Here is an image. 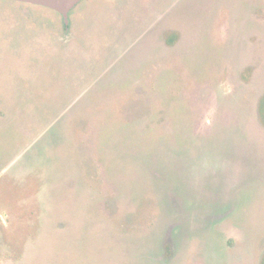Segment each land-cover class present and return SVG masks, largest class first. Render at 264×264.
<instances>
[{
  "label": "rangeland",
  "instance_id": "rangeland-1",
  "mask_svg": "<svg viewBox=\"0 0 264 264\" xmlns=\"http://www.w3.org/2000/svg\"><path fill=\"white\" fill-rule=\"evenodd\" d=\"M264 0H0V264H260Z\"/></svg>",
  "mask_w": 264,
  "mask_h": 264
},
{
  "label": "water",
  "instance_id": "water-1",
  "mask_svg": "<svg viewBox=\"0 0 264 264\" xmlns=\"http://www.w3.org/2000/svg\"><path fill=\"white\" fill-rule=\"evenodd\" d=\"M13 1L43 6L51 10H54L63 17L64 23L65 25H67V18L69 12L81 0H13Z\"/></svg>",
  "mask_w": 264,
  "mask_h": 264
},
{
  "label": "trees",
  "instance_id": "trees-1",
  "mask_svg": "<svg viewBox=\"0 0 264 264\" xmlns=\"http://www.w3.org/2000/svg\"><path fill=\"white\" fill-rule=\"evenodd\" d=\"M257 115H258L259 123L261 124V126L264 127V95L262 96V98L260 99L258 103ZM260 264H264V256Z\"/></svg>",
  "mask_w": 264,
  "mask_h": 264
},
{
  "label": "flooded vegetation",
  "instance_id": "flooded-vegetation-1",
  "mask_svg": "<svg viewBox=\"0 0 264 264\" xmlns=\"http://www.w3.org/2000/svg\"><path fill=\"white\" fill-rule=\"evenodd\" d=\"M73 9V8H72ZM71 9V10H72ZM64 20V19H63ZM64 25H65V23H64ZM67 27H68V18H67V25H65V29H67Z\"/></svg>",
  "mask_w": 264,
  "mask_h": 264
}]
</instances>
